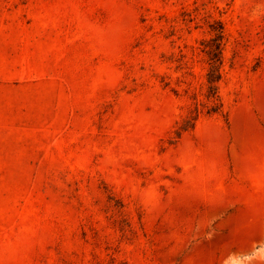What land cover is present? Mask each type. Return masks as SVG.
<instances>
[{
  "label": "rangeland",
  "instance_id": "1",
  "mask_svg": "<svg viewBox=\"0 0 264 264\" xmlns=\"http://www.w3.org/2000/svg\"><path fill=\"white\" fill-rule=\"evenodd\" d=\"M0 264H264V0H0Z\"/></svg>",
  "mask_w": 264,
  "mask_h": 264
},
{
  "label": "trees",
  "instance_id": "2",
  "mask_svg": "<svg viewBox=\"0 0 264 264\" xmlns=\"http://www.w3.org/2000/svg\"><path fill=\"white\" fill-rule=\"evenodd\" d=\"M223 39V31H219L214 35V37L204 42L206 44L204 51L207 53L211 61L210 69L207 73V82L209 85L206 98L210 102V107L207 111L208 114H216L220 112L221 107L223 106L218 91V83L222 78Z\"/></svg>",
  "mask_w": 264,
  "mask_h": 264
},
{
  "label": "bare ground",
  "instance_id": "3",
  "mask_svg": "<svg viewBox=\"0 0 264 264\" xmlns=\"http://www.w3.org/2000/svg\"><path fill=\"white\" fill-rule=\"evenodd\" d=\"M218 208V207H217ZM210 209H211V211H216V207H213V208H211L210 207ZM219 209V208H218ZM248 238V237H247Z\"/></svg>",
  "mask_w": 264,
  "mask_h": 264
}]
</instances>
